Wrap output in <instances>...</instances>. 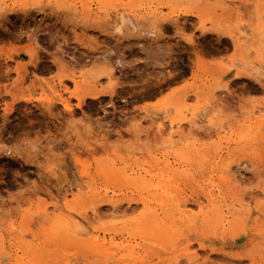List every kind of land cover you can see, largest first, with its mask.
I'll list each match as a JSON object with an SVG mask.
<instances>
[{
	"label": "rangeland",
	"instance_id": "1",
	"mask_svg": "<svg viewBox=\"0 0 264 264\" xmlns=\"http://www.w3.org/2000/svg\"><path fill=\"white\" fill-rule=\"evenodd\" d=\"M0 146V264H264V0H0Z\"/></svg>",
	"mask_w": 264,
	"mask_h": 264
},
{
	"label": "bare ground",
	"instance_id": "2",
	"mask_svg": "<svg viewBox=\"0 0 264 264\" xmlns=\"http://www.w3.org/2000/svg\"><path fill=\"white\" fill-rule=\"evenodd\" d=\"M123 13L125 12L124 10L122 11ZM123 13H121V15L120 16H123ZM126 13V12H125ZM126 15V14H125ZM128 15V14H127ZM244 31L245 30H242V29H238L236 32H235V34L234 33H231L230 35H229V37L231 38V40H234V38L236 39V37L237 36H239V35H241V34H243L244 33ZM246 33V32H245ZM244 37V36H243ZM233 38V39H232ZM239 37H237V39H238ZM237 41H239V39L237 40ZM236 45V44H235ZM32 48H34L33 46H32ZM33 50V49H32ZM31 50V51H32ZM6 51V50H5ZM30 51V52H31ZM35 53V52H34ZM33 53V54H34ZM33 54H32V52H31V55H32V57H33ZM36 54H37V51H36ZM34 58H36L35 57V55H34ZM54 58V57H53ZM39 59V58H38ZM58 59V58H57ZM35 61V60H34ZM59 61V60H58ZM32 62V61H31ZM55 62V61H54ZM56 63H57V61H56ZM23 64V63H22ZM34 64H36V63H34ZM59 65V64H58ZM7 68V67H6ZM24 70H26V69H23V71ZM22 71V72H23ZM7 74V73H6ZM7 76V75H6ZM23 77V76H22ZM60 81V80H59ZM61 82V81H60ZM59 82V83H60ZM60 85H61V83H60ZM59 86V85H58ZM61 87V86H60ZM65 87V86H64ZM113 87V86H112ZM62 88V87H61ZM12 89V88H11ZM113 89V88H112ZM143 90V89H142ZM100 91V90H99ZM105 91V90H104ZM103 91V92H104ZM91 93V92H90ZM95 93H96V91H95ZM105 93V92H104ZM103 93V94H104ZM77 94V93H76ZM79 94V93H78ZM97 94V93H96ZM132 94V93H131ZM86 95V94H85ZM91 95V94H90ZM95 95V94H94ZM77 96V95H76ZM75 96V97H76ZM86 96H88V93H87V95ZM97 96H99L98 94H97ZM78 98V105L79 104H82L81 102L83 101V98H84V95H82V96H77ZM25 99H26V97H25ZM24 99V100H25ZM28 100V99H27ZM6 102V101H5ZM13 102H15V101H13ZM32 103V102H31ZM30 103V104H31ZM25 104V103H24ZM70 104V103H69ZM69 104H68V101H66L65 103H64V106L66 107V108H69L70 106H69ZM56 105V104H55ZM47 106V105H46ZM13 107V105H12V103H5V106H4V110L5 111H10V110H12L11 108ZM49 107V106H48ZM50 107H51V105H50ZM49 109V108H48ZM51 110V109H50ZM49 110V111H50ZM49 111H47L46 110V112L48 113ZM64 111V110H63ZM68 111H70V110H68ZM72 111V110H71ZM75 111V110H74ZM55 112V111H54ZM54 112H50V114L51 113H54ZM72 113V112H71ZM6 114V113H5ZM54 115V114H53ZM7 117V116H6ZM9 118V117H8ZM5 121H6V118H5ZM2 146V145H1ZM1 146H0V148H1ZM8 148V147H7ZM8 150V149H7ZM173 200V199H172ZM175 201V200H174ZM144 202H146V201H144ZM183 203H184V201H183ZM201 203V202H200ZM212 203V202H211ZM117 205V204H116ZM116 205H114V206H116ZM186 205H188V204H186ZM196 206V205H195ZM194 209V208H193ZM191 209H183L182 210V212H181V216L180 217H184L185 215H187V214H189V215H192L193 213L192 212H188V211H190ZM197 210V209H196ZM205 210H204V207H202V206H200L199 207V210H198V212H197V214L196 215H203V214H205ZM187 213V214H186ZM195 213V212H194ZM193 215H195V214H193ZM150 218V217H149ZM146 220V219H145ZM149 220V219H148ZM148 224V223H147ZM155 224H157V223H154V225ZM93 241L94 242H96L98 245H101V244H103V243H106V242H108L109 244H111V245H116V243L114 242V240H113V237L111 236L110 238H108V239H106L105 238V236L104 237H102V238H99L97 235H95L93 238ZM107 244V243H106ZM230 261V260H229Z\"/></svg>",
	"mask_w": 264,
	"mask_h": 264
}]
</instances>
